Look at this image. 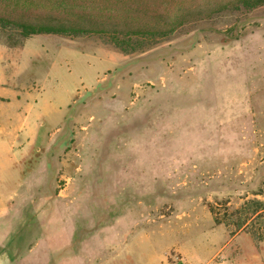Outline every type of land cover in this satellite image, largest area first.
Segmentation results:
<instances>
[{"label":"rangeland","instance_id":"obj_1","mask_svg":"<svg viewBox=\"0 0 264 264\" xmlns=\"http://www.w3.org/2000/svg\"><path fill=\"white\" fill-rule=\"evenodd\" d=\"M229 1L0 0V14L120 34L184 20L152 44L141 36L133 51L109 35L43 33L22 66L26 39L0 30L3 84L19 96L34 91L38 104L53 94L65 102L38 120L36 140L34 130L19 139L20 148L33 144L22 157L3 151L0 264H60L74 226L97 218L122 230L99 233L98 246L126 239L128 225L147 217L200 231L212 224L210 206L224 220L213 224L240 232L239 264H264V239L224 215L245 197L264 200V5L238 10ZM7 138L0 133L5 149Z\"/></svg>","mask_w":264,"mask_h":264},{"label":"crops","instance_id":"obj_2","mask_svg":"<svg viewBox=\"0 0 264 264\" xmlns=\"http://www.w3.org/2000/svg\"><path fill=\"white\" fill-rule=\"evenodd\" d=\"M41 35L43 34H35L26 38L21 52V66L30 41ZM42 47L41 45L38 49ZM6 49L5 43L0 40V122H4L0 133L10 137L7 139L9 144L11 143L6 149L0 145V161L5 159L3 151L7 153V157L12 158L21 156L26 148L29 150L33 144L30 142L21 145L22 148H20L19 139L34 130L36 140L43 127L38 120L65 107V102L60 101L56 94H53L51 99L45 100L44 98L38 104L34 91L26 90L19 96L15 89L3 84L2 81L7 77ZM32 100L35 105L32 104ZM41 108L43 110H40ZM39 165L40 167L48 166L45 162ZM131 213L138 215L137 212ZM143 219L128 225L126 239L123 240V237L118 240L107 238L100 246L95 242L96 238L99 239V233H105L107 230L115 232L119 223L109 226L103 223L105 224L103 226L97 218L92 227L82 224L75 225L72 229L71 240L65 244V258L60 264H125L128 256L134 259L132 264H239L236 256L240 255L242 250L237 244L240 232L231 233L226 226L213 224V219H210L212 224L209 228H203L200 231H196L190 222L186 225H169L165 222L150 225L148 217L144 219L145 222ZM77 231L80 232L79 235ZM121 233L122 230L116 231L114 235L118 237ZM77 238H79L78 241H76ZM260 256L264 259V251Z\"/></svg>","mask_w":264,"mask_h":264},{"label":"trees","instance_id":"obj_3","mask_svg":"<svg viewBox=\"0 0 264 264\" xmlns=\"http://www.w3.org/2000/svg\"><path fill=\"white\" fill-rule=\"evenodd\" d=\"M224 5L227 7H233L234 9H245L251 10L257 8L259 6L264 5V0H230L226 2ZM74 9V7L68 8L69 12ZM67 10V6H65V11ZM68 12V11H66ZM84 14V13H80ZM79 14V15H80ZM180 17V16H179ZM180 19V18H179ZM175 21V20H173ZM172 21V22H173ZM180 22L172 24L170 22V26L168 28H156L154 26H144L142 28L134 29V30H125L122 31L121 34L119 31L110 30L109 28H96L97 26H84L80 23L75 24L73 21L70 24H51V23H41L29 20L24 17L22 14H17L12 16L9 12H3L0 14V30L6 31L8 29H14L17 33L21 35L23 38H29L35 34H43V33H62L68 35H80L84 33H99L102 35H109L110 39L117 46L121 47L125 51H133L136 50L137 46H140V39L148 44H152L157 41V36L164 37L173 31L177 25L182 24L184 20H179ZM65 22H68L65 20ZM9 32V31H8ZM137 35V36H134ZM135 37V39H134ZM210 211L213 215V219L215 223H222L224 220L220 217V212L215 210L214 206H210ZM224 215L230 217L232 215H237V220L235 221L236 230H245L247 229L251 235L258 240L264 239V226L259 223V226H253L251 223L255 218L264 217V200L260 198L253 197H245L243 203L240 207L233 210V212H228L225 210ZM102 218H99V223ZM103 220V219H102ZM236 233V232H233ZM79 238L76 239L78 241ZM62 254V252H61Z\"/></svg>","mask_w":264,"mask_h":264},{"label":"built area","instance_id":"obj_4","mask_svg":"<svg viewBox=\"0 0 264 264\" xmlns=\"http://www.w3.org/2000/svg\"><path fill=\"white\" fill-rule=\"evenodd\" d=\"M173 264H176V263H173Z\"/></svg>","mask_w":264,"mask_h":264}]
</instances>
